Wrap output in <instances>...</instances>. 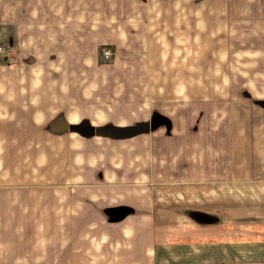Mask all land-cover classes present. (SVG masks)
I'll return each instance as SVG.
<instances>
[{
    "label": "crops",
    "instance_id": "0c3cea01",
    "mask_svg": "<svg viewBox=\"0 0 264 264\" xmlns=\"http://www.w3.org/2000/svg\"><path fill=\"white\" fill-rule=\"evenodd\" d=\"M93 2L0 0V44L9 48L0 61V209L33 226L51 212L49 183L69 191L54 193L67 217H79L67 199L85 191L87 215L121 231L147 217L206 228L207 217L226 213L159 209L215 195L234 201V243L264 248V94L227 87L208 96L206 73L192 80L190 64H176L187 55L173 34L159 40L148 28L144 45L137 15L95 17ZM115 127L148 131L100 132Z\"/></svg>",
    "mask_w": 264,
    "mask_h": 264
},
{
    "label": "rangeland",
    "instance_id": "374dc122",
    "mask_svg": "<svg viewBox=\"0 0 264 264\" xmlns=\"http://www.w3.org/2000/svg\"><path fill=\"white\" fill-rule=\"evenodd\" d=\"M102 1L94 0L93 15H137L143 24L144 45L153 36L148 28L156 29L154 37L159 40L166 32L173 34L175 47L181 44L187 55L175 56L176 64L189 63L192 80L203 70L208 96L226 92L227 87L234 88V95L264 94V0ZM0 61H6L5 57ZM0 164L5 169L2 161ZM50 172L48 176L53 175ZM49 185L52 187L44 192L51 212L36 217L33 226L29 217L17 219L13 210L0 209V264H264V248H255L259 243H234V201L208 195L203 202H166L159 209L164 213L173 208L176 213L191 205L213 214L218 210L226 213L207 217L206 228L188 217H147L142 223H127L124 229L128 231H121L99 222L97 212L87 215L85 191L76 200L67 199L78 206V218L61 214L66 201L54 200V193L69 191ZM144 196L147 200L142 205L149 210V193ZM23 202L12 203L21 206ZM159 220L168 225L157 226ZM171 221L177 222L173 225ZM18 228L21 231L15 232Z\"/></svg>",
    "mask_w": 264,
    "mask_h": 264
},
{
    "label": "water",
    "instance_id": "95a60500",
    "mask_svg": "<svg viewBox=\"0 0 264 264\" xmlns=\"http://www.w3.org/2000/svg\"><path fill=\"white\" fill-rule=\"evenodd\" d=\"M144 128V127H142ZM142 128L138 127H115L110 129L100 130L102 134H109L111 136L116 135H132L142 131Z\"/></svg>",
    "mask_w": 264,
    "mask_h": 264
},
{
    "label": "built area",
    "instance_id": "2783aa9c",
    "mask_svg": "<svg viewBox=\"0 0 264 264\" xmlns=\"http://www.w3.org/2000/svg\"><path fill=\"white\" fill-rule=\"evenodd\" d=\"M8 52H9V48L7 45L5 44L0 45V58L5 57ZM101 54L103 61H107L112 57L113 52L109 48H107V49H103Z\"/></svg>",
    "mask_w": 264,
    "mask_h": 264
},
{
    "label": "trees",
    "instance_id": "16d2710c",
    "mask_svg": "<svg viewBox=\"0 0 264 264\" xmlns=\"http://www.w3.org/2000/svg\"><path fill=\"white\" fill-rule=\"evenodd\" d=\"M5 59H7V55L5 56ZM142 131H148V128H142Z\"/></svg>",
    "mask_w": 264,
    "mask_h": 264
}]
</instances>
